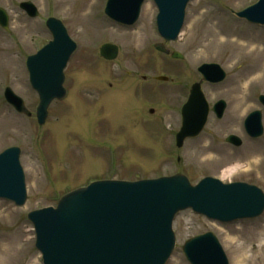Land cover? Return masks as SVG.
Masks as SVG:
<instances>
[{
  "label": "rangeland",
  "instance_id": "1",
  "mask_svg": "<svg viewBox=\"0 0 264 264\" xmlns=\"http://www.w3.org/2000/svg\"><path fill=\"white\" fill-rule=\"evenodd\" d=\"M22 1L33 2L39 17H28L19 7ZM256 1L190 0L177 39L164 41L156 31L153 0L143 2L131 26L106 16V0H0L9 15V31L0 27V54L5 56L0 68V152L20 148L26 187L22 206L0 200V264L3 256L8 257L4 264H42L26 214L54 206L62 194L93 180H140L180 172L190 184L211 176L223 184L255 186L264 195V107L258 100L264 95V25L235 14ZM194 10L213 15L215 28L197 24L186 39ZM49 16L61 20L76 49L64 69L65 96L51 102L39 125L38 96L29 85L25 59L51 39L45 26ZM222 26L233 33H222ZM131 32L141 34L140 44L128 43ZM155 42L183 58L158 52ZM104 43L118 47L115 59L100 55ZM204 62L219 63L226 72L220 83L202 81L207 101L212 105L223 99L227 107L221 119L210 113L200 135L176 147L180 107L191 84L201 79L196 68ZM158 75L168 79L159 80ZM6 86L23 98L30 117L5 101ZM256 109L261 111L262 132L250 138L243 120ZM229 133L242 143L226 142ZM172 232L175 243L165 264H190L182 245L204 232L216 236L228 264H264V208L256 218L227 223L181 210Z\"/></svg>",
  "mask_w": 264,
  "mask_h": 264
},
{
  "label": "water",
  "instance_id": "2",
  "mask_svg": "<svg viewBox=\"0 0 264 264\" xmlns=\"http://www.w3.org/2000/svg\"><path fill=\"white\" fill-rule=\"evenodd\" d=\"M141 1L108 0L106 12L116 19L132 22ZM156 1L159 30L164 37L174 38L187 0ZM21 6L28 13L36 14L30 4ZM239 14L264 23V0ZM6 21V15L0 10V23L5 25ZM47 25L53 40L27 59L30 81L39 96L36 115L40 124L45 120L51 100L64 94L62 71L75 49V43L60 21L50 18ZM116 51V47L109 44L100 50L106 58H113ZM173 56L178 55L173 53ZM203 74L206 78L214 76V80L222 77L216 66L207 67ZM5 97L19 112L30 115L22 100L9 88L5 90ZM218 106L223 107V102ZM207 109L199 86L194 85L182 109L178 145L185 136L198 133ZM246 126L251 128L248 129L252 134L262 132L258 112L249 115ZM229 140L239 142L234 136ZM0 198L17 205L25 201L24 175L17 147L0 153ZM187 207L222 220L253 217L263 211L264 195L255 186L223 184L211 177L192 186L182 174L137 182L98 181L64 195L55 209L33 211L28 218L35 228V246L42 254L43 264H164L175 242L171 230L173 216ZM183 251L192 264H228L210 233L190 239Z\"/></svg>",
  "mask_w": 264,
  "mask_h": 264
},
{
  "label": "bare ground",
  "instance_id": "3",
  "mask_svg": "<svg viewBox=\"0 0 264 264\" xmlns=\"http://www.w3.org/2000/svg\"><path fill=\"white\" fill-rule=\"evenodd\" d=\"M197 4H198V1L196 2V4H195V7H197ZM147 14V13H146ZM214 20H213V15H208L207 14V12L206 11H198V12H196V10H194V11H192L191 12V16H190V18H189V22H188V25H187V28H186V32H185V38L187 39V37H189L190 35H191V33H192V31H193V29L194 28H196V25L197 24H205V26L207 27V28H210V27H213V29L215 28V25L212 23ZM96 24L93 20H91V24ZM92 24V25H93ZM222 28L224 29V30H222V33H233V29L232 28H230V27H223L222 26ZM135 32H137V31H135ZM141 33V32H140ZM131 34H132V36H131V38L129 39V41H128V43L129 42H136L137 43V45L138 44H140L141 42H142V38L141 39H139V36H141V34L139 35V32H138V34L137 33H134V32H131ZM130 34V35H131ZM3 54V53H2ZM3 55H5V54H3ZM4 57L5 56H2L1 54H0V68L3 66V64L5 63V59H4ZM2 69V68H1ZM256 70V69H255ZM261 79H264V76H262V78ZM239 87H241V86H239ZM237 88V87H236ZM238 89V88H237ZM236 92H237V94L238 93H240V89L239 90H235ZM233 98V97H232ZM235 99L233 98V101H234ZM234 104H235V102H234ZM7 258L8 257H4L3 256V259H2V261H3V263L2 264H4V262L6 263L7 262ZM239 261V260H238ZM240 262V261H239Z\"/></svg>",
  "mask_w": 264,
  "mask_h": 264
}]
</instances>
